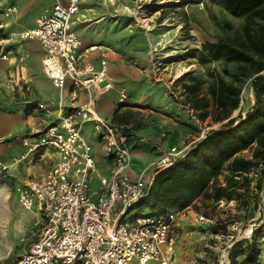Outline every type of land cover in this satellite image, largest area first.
Instances as JSON below:
<instances>
[{
    "label": "built area",
    "instance_id": "built-area-1",
    "mask_svg": "<svg viewBox=\"0 0 264 264\" xmlns=\"http://www.w3.org/2000/svg\"><path fill=\"white\" fill-rule=\"evenodd\" d=\"M80 4L81 0H56L34 26L15 33L19 39H36L42 44L43 71L55 87L63 91L70 80L73 101L79 91L87 94V100L60 113L57 121L23 141L27 147L24 156L53 148L58 159L49 166L44 180L15 187L21 205L28 210L37 207L40 217L36 222L38 238L13 264H130L134 260L140 264H179L178 221L186 209L129 216L147 194L151 181L145 171L136 179L128 174L133 163L128 136L96 108L95 93L109 91L113 83L106 60L100 69L81 64L83 40L72 27ZM0 11L10 17L18 7L0 0ZM128 97L127 89L121 88L119 104ZM38 107L49 110L45 103ZM190 114L199 125L198 135L180 149L165 151L151 164L153 170L173 163L213 129L202 124L194 110ZM87 122H92L104 151L114 159L111 173L100 176L95 190L91 183L96 159L93 146L83 134ZM10 171L11 165L0 160V179L8 178ZM197 216L209 221L203 214Z\"/></svg>",
    "mask_w": 264,
    "mask_h": 264
},
{
    "label": "crops",
    "instance_id": "crops-1",
    "mask_svg": "<svg viewBox=\"0 0 264 264\" xmlns=\"http://www.w3.org/2000/svg\"><path fill=\"white\" fill-rule=\"evenodd\" d=\"M3 2L18 7V11L10 17L0 11V27L8 32L34 26L40 16L49 13L56 0ZM84 2L88 3L83 8L85 12L79 11L72 24L83 40L81 64L100 69L102 61L106 60L108 75L113 83L109 91L95 93L96 108L118 131L128 136L133 151V163L128 174L136 179L145 171L150 182L154 171L151 164L154 161L173 147L182 148L198 135L199 125L192 118L190 110H194L202 124L212 123L215 128L227 119L215 120L212 105L208 116L201 119V110L193 108V95L183 86L192 83L193 75L201 74L188 69L184 73L183 70L174 71V62L160 61L165 56L163 25L154 26L148 34L145 47L138 48L131 39L120 34L104 15L95 14L110 11V3L81 0V10ZM189 39L182 40L185 48H178L180 52L193 47ZM44 53V47L36 39L7 42L4 38L0 41V55L7 56L0 57V98L4 103H13L15 108L12 113L0 111V160L11 165L10 177L16 185L44 180L49 166L58 159L53 148L24 156L27 151L24 139L33 137L57 121L60 113L87 100V94L79 91L77 99L73 101L70 80L63 91L55 87L43 71ZM159 63L161 65L157 69ZM205 84L202 93L206 90ZM121 88H126L129 93L128 100L123 104L118 102ZM39 103H45L49 110L39 108ZM240 109L241 106L232 116H236ZM83 134L93 146L96 172L92 181L98 186L100 176L111 173L114 159L104 151L92 122L83 125ZM199 200L201 198L186 208L178 221L176 250L179 264H193V207ZM206 254L202 255L204 260L212 264Z\"/></svg>",
    "mask_w": 264,
    "mask_h": 264
},
{
    "label": "trees",
    "instance_id": "trees-1",
    "mask_svg": "<svg viewBox=\"0 0 264 264\" xmlns=\"http://www.w3.org/2000/svg\"><path fill=\"white\" fill-rule=\"evenodd\" d=\"M214 1L243 23L235 27L224 19L219 22L224 35L187 51L186 55L203 65L221 61L224 66L222 71H209L207 80L193 75L192 83L183 86L193 95V108L201 110V119L208 116L212 105L214 119L227 121L193 143L173 163L155 169L147 194L134 208L138 209L136 215L155 214L186 209L199 198L214 203L236 200L246 223L260 214L253 221L252 232L232 242L229 263L264 264V0ZM187 3L184 0L182 4ZM149 7L158 9L157 5ZM5 37L0 27V41ZM229 64L236 69L231 70ZM245 84H250L253 104L245 113L240 109L232 116L240 108Z\"/></svg>",
    "mask_w": 264,
    "mask_h": 264
},
{
    "label": "rangeland",
    "instance_id": "rangeland-1",
    "mask_svg": "<svg viewBox=\"0 0 264 264\" xmlns=\"http://www.w3.org/2000/svg\"><path fill=\"white\" fill-rule=\"evenodd\" d=\"M106 1L111 4V10L99 11L95 14L104 15L110 24L117 27L120 34L132 40L135 47L143 49L151 29L154 26L163 25L165 28L163 37L166 39L163 48L165 56L160 61L174 62V71L183 70L184 73L185 69L193 70V73L203 75L205 80L208 79L209 71H222L223 63L221 61L206 65L199 63L196 57L186 55L191 48L181 52L178 50V48H185L182 40L186 41L192 36L190 38L193 42L192 48H201L204 41H215L226 33L219 24L220 21L230 20L235 27L243 23L242 18L234 16L214 0H187V4H182L184 0H99L100 3ZM150 4L157 5L158 9L151 10ZM87 5L88 3L84 2L80 12H85L83 8ZM5 32L7 42L22 40L15 36L18 31ZM174 56V61L167 60ZM0 57L7 56L0 55ZM228 67L231 70L236 69L233 64H229ZM226 78L230 79L229 76ZM204 87L206 89L207 83ZM252 100L250 84H245L240 104L243 113L251 107ZM14 110L13 103H4L0 98V111L12 113ZM206 126H213V124L207 123ZM245 154L249 155L250 151H246ZM224 175L220 176L221 180H224ZM96 185L97 183L92 181L91 189L95 190ZM252 185H255V180ZM15 187L16 182L10 176L0 179V264H13L22 253L29 249L39 235V227L36 225L40 217L38 209L37 207L32 210L24 208L18 200ZM193 210V264H209L208 260H204L202 256L204 253H207L212 264H230L228 250L232 242L248 236L254 225V219L260 214L257 213L256 218L246 223L236 200L230 202L221 200L214 203L211 200L201 199ZM137 211L136 208L132 209L129 216L136 214ZM194 213L203 214L210 220L201 221ZM130 264L140 263L134 260Z\"/></svg>",
    "mask_w": 264,
    "mask_h": 264
},
{
    "label": "water",
    "instance_id": "water-1",
    "mask_svg": "<svg viewBox=\"0 0 264 264\" xmlns=\"http://www.w3.org/2000/svg\"><path fill=\"white\" fill-rule=\"evenodd\" d=\"M252 232V229H251V231H250V233Z\"/></svg>",
    "mask_w": 264,
    "mask_h": 264
}]
</instances>
